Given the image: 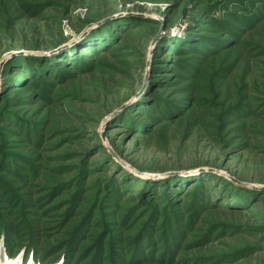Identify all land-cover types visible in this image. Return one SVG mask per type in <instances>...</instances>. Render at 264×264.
<instances>
[{"label":"rangeland","instance_id":"1","mask_svg":"<svg viewBox=\"0 0 264 264\" xmlns=\"http://www.w3.org/2000/svg\"><path fill=\"white\" fill-rule=\"evenodd\" d=\"M2 1L16 21L0 35V97L21 56L59 68L13 88L29 104L11 109L14 122L0 116V260L264 264V0ZM111 34L107 52L90 53ZM173 41L182 49L169 52ZM67 59L77 67L64 71ZM84 166L92 177L78 194L69 183ZM125 175L188 190L168 227L140 210L150 197L132 181L104 210L120 211L125 195L138 206L110 227L92 219L91 185L110 177L118 188ZM225 182L232 198L221 202ZM231 248L247 256L218 262Z\"/></svg>","mask_w":264,"mask_h":264},{"label":"trees","instance_id":"2","mask_svg":"<svg viewBox=\"0 0 264 264\" xmlns=\"http://www.w3.org/2000/svg\"><path fill=\"white\" fill-rule=\"evenodd\" d=\"M35 3H29V4H25L23 6H25V8H27L29 5H34ZM16 21V15L14 13V11H11L8 7V4L2 0H0V35H3L2 31H8L11 32L12 30V26ZM104 27V26H102ZM114 40V36L109 35L108 39H105L104 41H100L99 43V47H97L96 49H93L92 54H96L97 51L99 50V48L104 47V51L100 50L101 53H105L109 50V48H106L107 44L112 43ZM174 42V41H173ZM170 43V46L168 47V51H175V49L178 48V50L182 49V44L180 46V44L174 42V43ZM59 43V42H58ZM187 43V42H185ZM184 43V44H185ZM36 47V46H34ZM33 47V48H34ZM112 47V45H111ZM110 47V48H111ZM106 48V49H105ZM87 50V49H86ZM90 50V49H89ZM99 52V51H98ZM81 53H83V50H81ZM32 56V57H30ZM21 58H23L20 62H18L19 67H15V69H13L11 72L13 73L11 76H14V74H16L17 72H20L19 74H21L20 77L17 78V80H14L16 78H9V87L10 88H20V87H25V86H29V84H33L35 82H37L39 80V77H47V76H51L56 74L57 67H54V64L49 60V59H43L41 57H34L33 55H28V56H21ZM68 64V69H64V71H67L73 67H77V60H70L67 59L65 60ZM27 63V64H25ZM24 64V65H23ZM26 65H29L28 67H25ZM4 76H8V69L4 71ZM16 86V87H15ZM9 90L8 93H6L5 96L0 97V116L1 118H3L5 121L10 120V122H12L13 120H15L18 116V111L16 112H12L11 109L16 107V106H23L27 103V101H22L21 99H16V98H12V96H10L11 90ZM14 122V121H13ZM9 133L7 131L4 132V139H7L8 137H6ZM5 142V141H3ZM2 147H0L1 149ZM7 158V156H6ZM103 163H102V169L104 171L109 170V166L111 164V166H113V161L111 160V158L106 155L103 158ZM81 166H82V162H81ZM80 172H81V176L79 179H77L75 182H71L69 183V185L75 189L77 191L78 194H80L83 189H84V185H83V179L84 180H89L91 179L92 175H91V171H87L86 167H80ZM114 172V170H113ZM120 171H118L117 173H120ZM123 174V173H121ZM105 181H108L107 186H101L99 183L91 185V186H95L96 188V192L93 193V196L95 197V199L98 200V205L94 206L93 209L90 211V216L92 217V219H100L106 226L110 227L111 222L113 220L118 219V217L121 215L122 210H127L129 211V209L131 207L135 208L136 206H138V204L141 202V200L144 198L145 196L149 198V202H147L143 209H140L141 211L145 210V213H148V215H150L151 217L153 216L154 218H157L159 220H163L164 221V228L168 227L170 224V219L169 216L171 214V209H173V206L177 205V203H179L180 198L183 196H186L188 194V190H185L182 194H180L181 189H176L175 187H172L168 184H164L161 183V185H158V190H163V194L159 193L156 191V188H153L152 190H150V182H144L141 180H137V179H129V181H132L134 184H138L140 186V188H144L143 192H144V196L142 198H134V196L131 195H125L126 198L123 200V204L120 205V208L117 213H115L114 210H104L106 208H104V206H109L108 202L110 200L111 197L117 196L118 194L122 193V189L121 188H127L125 187L126 183L129 182L127 181V177L126 175L123 176V178L120 181V187L117 188L116 186V180L112 179L110 177H104ZM97 180V179H96ZM216 179L212 178V179H207V182L209 184L214 185L216 183ZM92 182V181H91ZM201 181H197L195 180L194 185H192V188L195 190V194L196 197L192 198V203L193 206H195L196 204H199V202H201L200 199H202V190L204 189V185L202 183H200ZM133 183H129L133 184ZM218 183V182H217ZM219 184V183H218ZM226 185V187H225ZM229 183L225 182L221 185V187H223V189L219 192V194L221 193V195H223L222 197L224 198V196H226V194L228 195L225 199H223L221 202H227V200L229 198H232L229 196V192H232V189L230 187ZM130 187H132L130 185ZM156 187V185H155ZM225 188V189H224ZM223 191V192H222ZM127 194L132 193L131 191H129L128 189L126 190ZM150 195V196H149ZM180 197V198H179ZM152 198V200H157L158 203L157 208L154 210L151 207V202L150 199ZM87 199V197L85 198ZM230 202V201H228ZM228 204V203H226ZM239 205V203L237 204ZM229 206H234V203L229 205ZM131 212V211H129ZM153 222V221H151ZM150 223V222H149ZM148 223V224H149ZM151 225V223L149 224ZM226 228H230L231 226L229 224H225ZM262 228V230H264V227H260ZM258 229V227H257ZM109 238H111V234L109 233L107 235ZM242 249H236V248H231L230 251H224L225 253H218V258L219 260H217L218 262H233L234 260H241L243 258H245L247 255L245 253L241 252ZM229 252V253H228Z\"/></svg>","mask_w":264,"mask_h":264},{"label":"bare ground","instance_id":"3","mask_svg":"<svg viewBox=\"0 0 264 264\" xmlns=\"http://www.w3.org/2000/svg\"><path fill=\"white\" fill-rule=\"evenodd\" d=\"M0 264H21V263H20V259L16 260L15 263L12 261L4 259V260H0ZM29 264H31V263H29Z\"/></svg>","mask_w":264,"mask_h":264},{"label":"water","instance_id":"4","mask_svg":"<svg viewBox=\"0 0 264 264\" xmlns=\"http://www.w3.org/2000/svg\"><path fill=\"white\" fill-rule=\"evenodd\" d=\"M59 48L57 47V49L56 50H58ZM23 54V51H21V52H19V53H17V54ZM251 187L253 188V189H260V187H258L257 185H251Z\"/></svg>","mask_w":264,"mask_h":264}]
</instances>
